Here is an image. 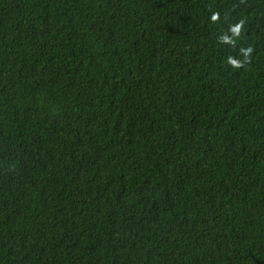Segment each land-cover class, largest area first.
<instances>
[{
    "label": "trees",
    "instance_id": "obj_1",
    "mask_svg": "<svg viewBox=\"0 0 264 264\" xmlns=\"http://www.w3.org/2000/svg\"><path fill=\"white\" fill-rule=\"evenodd\" d=\"M0 264H264V0H0Z\"/></svg>",
    "mask_w": 264,
    "mask_h": 264
}]
</instances>
